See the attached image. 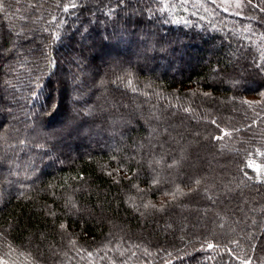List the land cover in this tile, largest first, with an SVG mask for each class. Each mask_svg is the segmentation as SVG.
<instances>
[{"label":"trees","instance_id":"1","mask_svg":"<svg viewBox=\"0 0 264 264\" xmlns=\"http://www.w3.org/2000/svg\"><path fill=\"white\" fill-rule=\"evenodd\" d=\"M244 1L0 0V264H264Z\"/></svg>","mask_w":264,"mask_h":264},{"label":"rangeland","instance_id":"2","mask_svg":"<svg viewBox=\"0 0 264 264\" xmlns=\"http://www.w3.org/2000/svg\"><path fill=\"white\" fill-rule=\"evenodd\" d=\"M216 4H218L220 7L228 10V11H233V12H241L242 9L244 8V3L245 1L244 0H213ZM102 63V62H100ZM57 128H60V126H58ZM212 157V155H206V160H209V158ZM205 166H206V163H205ZM254 168L264 176V164H255L254 165ZM205 170H210L207 166L205 167ZM249 200H251V197H248L246 199H243L242 198V203L239 205L242 206V204H247L248 205V202ZM249 264V263H247Z\"/></svg>","mask_w":264,"mask_h":264},{"label":"snow or ice","instance_id":"3","mask_svg":"<svg viewBox=\"0 0 264 264\" xmlns=\"http://www.w3.org/2000/svg\"><path fill=\"white\" fill-rule=\"evenodd\" d=\"M209 247H212V245H209Z\"/></svg>","mask_w":264,"mask_h":264}]
</instances>
